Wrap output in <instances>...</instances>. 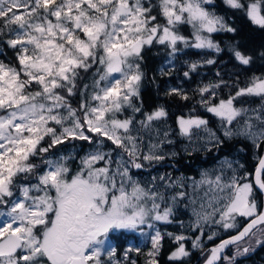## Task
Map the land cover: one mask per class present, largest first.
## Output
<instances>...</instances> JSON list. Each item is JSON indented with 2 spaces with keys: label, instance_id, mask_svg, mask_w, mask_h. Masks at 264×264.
<instances>
[{
  "label": "snow or ice",
  "instance_id": "obj_1",
  "mask_svg": "<svg viewBox=\"0 0 264 264\" xmlns=\"http://www.w3.org/2000/svg\"><path fill=\"white\" fill-rule=\"evenodd\" d=\"M237 17L264 31V0H0V264H137V245L116 259L136 234L144 264H161L165 237L169 264L264 246V72L245 71L264 67V44L249 49ZM148 52L164 53L151 76ZM190 54L186 80L219 67L191 94L165 89L194 101L173 127L145 82L159 89ZM196 153L213 165L187 174Z\"/></svg>",
  "mask_w": 264,
  "mask_h": 264
},
{
  "label": "trees",
  "instance_id": "obj_2",
  "mask_svg": "<svg viewBox=\"0 0 264 264\" xmlns=\"http://www.w3.org/2000/svg\"><path fill=\"white\" fill-rule=\"evenodd\" d=\"M236 25L240 29V37L244 40L246 46L249 49H257L262 44H264V31L259 30L253 26H251L246 19L243 17H237L236 18ZM187 31V30H186ZM218 39L226 40L229 37L227 36H218ZM9 55H11V52H9ZM190 56H193V58L198 57L195 54H190ZM187 56H181L180 58H186ZM178 59L175 62V69L173 70V73L170 77L166 76L164 78L157 77V82L159 83L160 87L157 89L154 84L151 83V81L145 82V90L143 93L145 107L151 108L158 104H163L170 113L171 121H175V116L178 114V112H181V110H184L187 108V106H190L191 103H194V101L191 102H182L177 97H166L164 95V91L168 87H174L178 85H183V87L189 92V94L192 93V89H194L196 86V82L203 76V75H209L213 74L215 75V72L217 71V68L219 67V64L217 66H204L198 70L199 74H193L191 80H186L183 77V71L187 67L183 65L182 60ZM164 59V53H160L159 55H154L153 52H148L146 56V62L147 67L150 70L149 76L153 74V71L158 69L162 61ZM219 60L222 61H228L229 57L226 53H222L219 57ZM233 62H229L227 64L226 68H222V72H232L234 71L232 67ZM246 72H264V67L261 66V61L257 60L255 64L249 69H245ZM244 162L246 163V167L250 170L254 169V166L256 164V161L252 158V151L249 148L246 155L243 157ZM214 161V157L211 154L207 155V158L205 159V154L203 153H196L193 157L190 158V160L185 163V160L182 158L180 162V168L182 171H184L187 174H196L197 170L203 166H207L212 164ZM176 225H168V229H174ZM226 235H222L220 238H225ZM127 239L125 237L119 238V244L118 252L119 254L122 252L124 247L127 245ZM163 248L161 251V256L159 257L161 264H169V261L167 260L168 254L171 250H173L176 245L172 242L171 239L165 237V239L162 241ZM214 243H219V238L214 241H208L206 243V247H211ZM190 247V244H189ZM232 249H228V254H231ZM145 246L141 248V253H136L135 251H132L129 255V260L135 259L137 261V264H144L145 261V254H146ZM123 260V259H121ZM264 261V246L259 247L256 249L255 252L250 253L249 255L245 257L239 258L237 261V264H261V262ZM203 262L200 252L194 251L192 256L189 257L185 264H201Z\"/></svg>",
  "mask_w": 264,
  "mask_h": 264
},
{
  "label": "rangeland",
  "instance_id": "obj_3",
  "mask_svg": "<svg viewBox=\"0 0 264 264\" xmlns=\"http://www.w3.org/2000/svg\"><path fill=\"white\" fill-rule=\"evenodd\" d=\"M180 59L182 60L183 65L186 66V65L184 64V60H187V59H199V57L193 58V56H187L186 58H180ZM184 71H186V69H185ZM184 71H183V72H184ZM215 78H216V77H215V75H213V74L203 75V76H202V77L196 82L195 86H197L201 81H203L204 83H207L209 80H214ZM187 108H188V106H187ZM187 108L184 109V111H187ZM179 114H180V112H178L177 115H179ZM175 117H176V116H175ZM169 123L172 124L173 127H175L174 122L171 121V117H170ZM211 165H213V163L210 164V165H207V166H203V167H209V166H211ZM160 170H163V169H160ZM157 227H161L162 230H165V228H166L167 231H173V232H177V233H179V231H180V229L178 228L177 225H176V227L174 228V229H176V230L168 229L167 226H161V225H159V224L157 225ZM145 231H148V230L146 229ZM136 235L138 236V239H137V240H133V239H131V238H128V239H127V241H126V242H127V245L124 247V249L122 250V252H121L120 254H119L118 249H117L116 259H118V260L123 259V252H124L125 248L128 247L129 244H131V245H137V246H139L140 248H143V247L145 246V250H146V252L150 249L151 244H150V242L147 241L146 237H145V236H142V235H139V234H136ZM206 243H207V242H206ZM130 253H131V252H130ZM130 253H129V255H130ZM261 264H264V261H262Z\"/></svg>",
  "mask_w": 264,
  "mask_h": 264
},
{
  "label": "water",
  "instance_id": "obj_4",
  "mask_svg": "<svg viewBox=\"0 0 264 264\" xmlns=\"http://www.w3.org/2000/svg\"><path fill=\"white\" fill-rule=\"evenodd\" d=\"M232 234H234V233H232ZM225 238H226V237H225ZM201 264H203V262H202Z\"/></svg>",
  "mask_w": 264,
  "mask_h": 264
}]
</instances>
